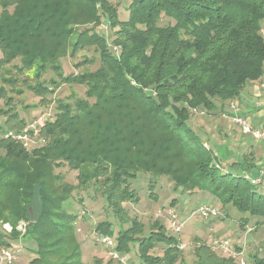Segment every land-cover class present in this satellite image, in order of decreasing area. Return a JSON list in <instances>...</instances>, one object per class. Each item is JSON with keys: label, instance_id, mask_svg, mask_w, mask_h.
Returning <instances> with one entry per match:
<instances>
[{"label": "trees", "instance_id": "obj_1", "mask_svg": "<svg viewBox=\"0 0 264 264\" xmlns=\"http://www.w3.org/2000/svg\"><path fill=\"white\" fill-rule=\"evenodd\" d=\"M0 7V66L20 58L15 64L20 71L36 65L41 72L58 70L56 62L69 46L74 54L94 46L101 62L95 71L59 72L65 83L86 86L85 97L60 104L56 118L42 127L46 144L28 150L7 133L0 135V222L13 228L0 229V246L9 247L14 238L32 240L35 256L28 264H84L70 198L78 187L95 183L120 220V253L138 243L143 264H185L178 236L159 220L146 232L125 208L139 199L131 186L139 173L166 176L183 194L209 192L248 214L245 223L250 217L264 219V194L244 176L259 168L247 158L224 168L189 123L192 108L216 115L218 103L224 106L249 82L264 79V0H130L125 20L109 0H0ZM103 16L114 29L118 52L94 30ZM32 88L41 95L53 91L42 83ZM13 110L3 111L6 123L17 121ZM13 124L6 132L21 129ZM63 166L78 171V183L56 172ZM37 183L43 213L34 222L29 206ZM154 187L151 180L150 196ZM24 220L27 230L21 232L17 225ZM95 230L115 235L112 220L98 222ZM156 244L165 246L162 254L154 252ZM209 248L202 243L195 264H239ZM253 261L264 264L258 254Z\"/></svg>", "mask_w": 264, "mask_h": 264}, {"label": "rangeland", "instance_id": "obj_2", "mask_svg": "<svg viewBox=\"0 0 264 264\" xmlns=\"http://www.w3.org/2000/svg\"><path fill=\"white\" fill-rule=\"evenodd\" d=\"M109 1L118 7V14L121 20L128 19L129 11L127 6L130 0ZM94 30L108 38L110 47L113 48L115 46L113 43L115 38L114 29H111L107 17L103 16L101 23L96 25ZM74 40L75 37L71 42H74ZM1 57L2 53L0 51ZM85 58H93L94 61L80 64ZM99 58V53L95 51L94 46L81 48L75 54L72 47L69 46L66 54L56 62V64L60 65L58 70L49 68L47 71L41 72L36 65L30 70L20 71L15 67V64H21L20 58L0 66V90L4 94V98L0 99V135L5 137V134L11 131H25L34 139L33 146L46 144L48 139L41 133L42 127L48 122L47 120L53 121L56 118L60 104L72 103L77 97H85L86 86L65 83L62 81L59 72L68 75L81 70L82 72L95 71L101 63ZM54 79L58 83L56 87L51 82ZM38 83L48 86L53 91L41 95L35 88H32ZM8 99H10L11 103L9 105L6 104ZM230 103L231 101L226 102L224 106L218 103L217 105L221 111L216 115L209 113L204 108H192L190 110L189 123L205 141L204 143L214 149L215 153L222 159L224 168H228L232 161H240L247 158V162L255 164V168L258 169L260 165L258 162L263 160L264 157V144L255 141L249 135L243 134L241 127L231 117L233 110L230 107ZM10 106L14 107L12 112L16 111L19 113L17 121L12 122L14 123L13 126L21 129L6 132L10 129L9 126L12 123H6L8 116L3 114V111L9 109ZM196 109L199 112H204V114L196 113ZM42 116H45L44 121L41 120ZM22 119L23 123H20ZM38 141L41 143H38ZM56 172H62L66 182L78 183L77 170L63 166L58 167ZM246 173L251 176L255 175L249 171L244 172V174ZM151 180L155 182V187L151 188L155 190L152 196H150L149 189ZM131 186L135 189L139 199L137 202L130 201L124 204L130 216L138 217L144 223L146 232L153 221L159 220L164 223L167 232L178 236L181 244L184 245L182 249L185 264H195L197 259L195 252L204 242L210 247L209 251L220 257H225L211 247L210 243L214 237L229 238L234 243L241 242L243 244L245 235H252L253 239L248 242L249 244L247 243V250L251 259L253 260V254H258L259 257L264 256V219L257 216L250 217L251 219L245 223L242 218L248 214H242L233 205H223L214 195L205 191H197L190 194H183L180 189L175 191L174 182L166 176L155 178L150 174L139 173L135 179H131ZM98 188L100 187L95 183H91L86 187H78L73 191L70 198L69 209L78 214L76 227L83 263L99 264L97 261L99 259L105 262L112 259L114 264H143L138 254V243L132 244L131 251L126 254V261H121L110 254L111 248L103 242L101 235L96 232L95 228L98 222L105 219L112 220L113 228L115 229V235L112 237L116 240L117 233L121 227L120 220L116 218L113 210L108 208L106 198L103 196L102 190L100 191ZM258 191L264 194V187H258ZM173 201L176 202L174 205L172 204ZM202 202H208L219 208L220 217L203 220L199 216L193 215L197 206ZM169 207L177 209L180 216L186 221L185 228L180 234L174 232L166 217L157 218L159 210H165ZM257 220H260L261 223L256 224ZM24 221L28 223L27 220ZM6 224L11 225L10 223L2 224L0 222V229L4 232L6 231ZM130 226L131 222H126L123 229H127ZM211 227L213 231L209 230ZM249 228H253V230L248 232ZM9 243V248L17 253V257L11 264H28L35 256L34 249L36 247L34 241L14 238L9 239ZM4 248L7 247L0 246V251ZM164 248L163 244H156L154 252L162 254ZM0 264L8 263L0 261Z\"/></svg>", "mask_w": 264, "mask_h": 264}, {"label": "built area", "instance_id": "obj_3", "mask_svg": "<svg viewBox=\"0 0 264 264\" xmlns=\"http://www.w3.org/2000/svg\"><path fill=\"white\" fill-rule=\"evenodd\" d=\"M103 26V25H102ZM261 34L264 37V28L261 30ZM113 50L118 52L120 49L118 46H114ZM260 90L264 93V79L260 83ZM264 100H259L258 104L262 106ZM230 107L233 110V114L231 117L233 121L239 125L243 131V134L249 135L255 141L264 144V116L262 122L260 124H255L252 122L247 116L243 115L239 110L237 104L234 101H231ZM196 113L204 114V112H199L197 109ZM49 115V114H48ZM45 116L41 117V120L44 121ZM33 131V130H32ZM28 133V132H27ZM25 131L23 132H9L7 136L14 138L15 140L21 142L23 146L28 149H33V138L27 134ZM37 133V131H35ZM39 142V141H38ZM40 143V142H39ZM207 146V144L205 143ZM208 147V146H207ZM245 178L249 180L252 184L257 185L258 187H264V157L261 165L259 166L257 174L254 176L244 174ZM193 215L199 216L203 220H211L220 217L221 212L219 208L210 204L208 202H202L197 206ZM166 217L170 227L174 230L176 234L182 233L185 228L186 221L180 216L177 209L173 207L166 208L165 210H159L157 212V218ZM27 225L25 221L20 222L17 225V229L21 232H26ZM5 229L8 232L12 231V226L9 224L5 225ZM253 228H249L248 232L252 231ZM103 242L111 248L110 254L114 258H118L121 261H126V254H122L117 250V241L113 239L112 236H101ZM211 247L217 252L222 253L225 257L232 258L236 260L239 264H254V261L251 259L249 252L247 250V244H237L232 242L229 238H220L214 237L210 243ZM181 248L184 245L181 244ZM17 257V253L13 252L9 247L4 248L0 251V261L7 262L11 264L14 259Z\"/></svg>", "mask_w": 264, "mask_h": 264}, {"label": "crops", "instance_id": "obj_4", "mask_svg": "<svg viewBox=\"0 0 264 264\" xmlns=\"http://www.w3.org/2000/svg\"><path fill=\"white\" fill-rule=\"evenodd\" d=\"M260 83L261 81L259 80L249 82L238 97L230 100L234 101L240 109L239 111L255 124H260L264 116V103L262 106L258 104L259 100H264V93L260 90ZM258 163L261 165L262 160ZM209 230L213 231V228L211 227ZM252 239V235H245V239L242 243L247 244ZM237 244L241 245V242H238ZM261 258H264V256Z\"/></svg>", "mask_w": 264, "mask_h": 264}, {"label": "water", "instance_id": "obj_5", "mask_svg": "<svg viewBox=\"0 0 264 264\" xmlns=\"http://www.w3.org/2000/svg\"><path fill=\"white\" fill-rule=\"evenodd\" d=\"M29 210L33 218V221L37 222L41 218L42 213H43V203L40 198V184L39 183L35 185V188L33 191V199L30 203Z\"/></svg>", "mask_w": 264, "mask_h": 264}]
</instances>
